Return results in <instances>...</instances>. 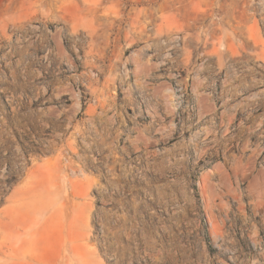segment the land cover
I'll list each match as a JSON object with an SVG mask.
<instances>
[{
	"label": "rangeland",
	"instance_id": "374dc122",
	"mask_svg": "<svg viewBox=\"0 0 264 264\" xmlns=\"http://www.w3.org/2000/svg\"><path fill=\"white\" fill-rule=\"evenodd\" d=\"M0 264H264V0H0Z\"/></svg>",
	"mask_w": 264,
	"mask_h": 264
},
{
	"label": "bare ground",
	"instance_id": "6f19581e",
	"mask_svg": "<svg viewBox=\"0 0 264 264\" xmlns=\"http://www.w3.org/2000/svg\"><path fill=\"white\" fill-rule=\"evenodd\" d=\"M172 97H173L172 94H168V95H167V98H168L169 102H170V100L172 99Z\"/></svg>",
	"mask_w": 264,
	"mask_h": 264
}]
</instances>
